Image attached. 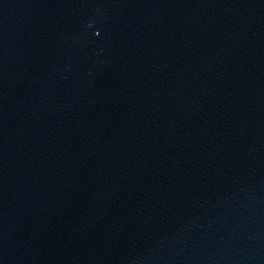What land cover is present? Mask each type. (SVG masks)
Masks as SVG:
<instances>
[{"label": "water", "instance_id": "water-1", "mask_svg": "<svg viewBox=\"0 0 264 264\" xmlns=\"http://www.w3.org/2000/svg\"><path fill=\"white\" fill-rule=\"evenodd\" d=\"M0 264H264V0H0Z\"/></svg>", "mask_w": 264, "mask_h": 264}]
</instances>
